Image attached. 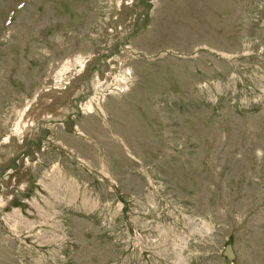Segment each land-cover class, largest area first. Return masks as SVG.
Returning <instances> with one entry per match:
<instances>
[{"label": "rangeland", "instance_id": "374dc122", "mask_svg": "<svg viewBox=\"0 0 264 264\" xmlns=\"http://www.w3.org/2000/svg\"><path fill=\"white\" fill-rule=\"evenodd\" d=\"M0 264H264V0H0Z\"/></svg>", "mask_w": 264, "mask_h": 264}]
</instances>
